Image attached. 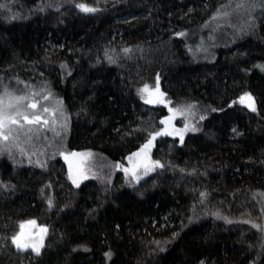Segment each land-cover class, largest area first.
<instances>
[{"label": "trees", "instance_id": "trees-1", "mask_svg": "<svg viewBox=\"0 0 264 264\" xmlns=\"http://www.w3.org/2000/svg\"><path fill=\"white\" fill-rule=\"evenodd\" d=\"M156 78L202 115L182 143L154 136ZM0 96V264H264V0H0Z\"/></svg>", "mask_w": 264, "mask_h": 264}, {"label": "rangeland", "instance_id": "rangeland-1", "mask_svg": "<svg viewBox=\"0 0 264 264\" xmlns=\"http://www.w3.org/2000/svg\"><path fill=\"white\" fill-rule=\"evenodd\" d=\"M138 96L143 102L147 104L162 105L166 108L167 114L165 117H171L173 120L171 136L176 138L179 143L183 142L186 134L193 132L198 128L202 115L199 113L197 106L193 103L173 102L168 99L166 94L161 90L159 78H156L152 85H142L138 90ZM248 96L251 97V100L247 99ZM242 97L245 98L243 102L241 101ZM233 103H237L250 110H253V107L254 110L256 109L255 100L248 92H243L240 94L235 99V101L232 102V104ZM11 104H13L11 98L0 96V117H9L13 114L11 113ZM32 119L33 118H29V120L26 122L28 123ZM8 120L5 121L3 127H0V152H11L13 146L11 137L13 131H15V125H13L14 123ZM161 125L163 128V124ZM5 136L7 139H4ZM15 139H13V141ZM20 143L21 144L17 146L19 150L21 149L20 147L23 146L26 149L28 148L27 145H29V142L27 143V141L23 139ZM17 148L16 151H19ZM84 154L85 153L77 152L66 155L63 158L68 171L69 179L75 185L87 178V160L86 155ZM148 164L149 165L147 167L150 169L147 171L146 175H149L152 170L157 167V162L149 161ZM129 169H132V165H130ZM18 234L19 243L22 245L20 249L29 247L34 250L39 248V242L36 241V236L38 237V234L35 225L27 222L24 224L22 229L18 230L14 237H16ZM15 245L17 246L16 243Z\"/></svg>", "mask_w": 264, "mask_h": 264}, {"label": "snow or ice", "instance_id": "snow-or-ice-1", "mask_svg": "<svg viewBox=\"0 0 264 264\" xmlns=\"http://www.w3.org/2000/svg\"><path fill=\"white\" fill-rule=\"evenodd\" d=\"M78 7H80L81 10L84 11V12L95 11V9L89 8V7H87L86 5H83V4L78 5ZM181 35H182V34H181ZM14 99L18 102V101L22 100L23 98H22V97H17V98H14ZM244 99H245V98L242 97V98H241V101L243 102ZM247 99L251 100V97L248 96ZM30 106L33 107V108L36 107L35 104H32V105H30ZM250 106H252V105H250ZM253 110H254V107H253ZM25 119H27V117H25ZM35 119L38 121L40 118H39V117H36ZM6 120H8V117H6V116H4V117H0V127H3V126H4V123H5ZM11 122H12V123H17V121L14 120V119H13ZM29 122H32V121H29ZM4 139H7V137L5 136ZM149 143H151V141H149ZM144 147L146 148L147 145H145ZM32 223H34V222H32ZM13 241H14V243L17 244V247H18V248L22 247V245L19 243V240H18L17 237H14V238H13ZM34 250H35L37 253L39 252V249H38V248H37V249H34Z\"/></svg>", "mask_w": 264, "mask_h": 264}, {"label": "water", "instance_id": "water-1", "mask_svg": "<svg viewBox=\"0 0 264 264\" xmlns=\"http://www.w3.org/2000/svg\"><path fill=\"white\" fill-rule=\"evenodd\" d=\"M172 118L171 117H165L162 120V124H163V128L160 129L158 132L154 133V136L157 138H160L162 136H170L171 135V129H172ZM149 141H151V143H149ZM154 143V140H148L147 142H145L142 147L145 148L144 146L147 145V149H149L151 147V145ZM19 234L16 236L18 238ZM13 241V239H12ZM14 242V241H13Z\"/></svg>", "mask_w": 264, "mask_h": 264}]
</instances>
